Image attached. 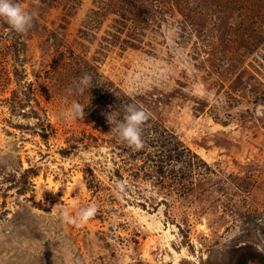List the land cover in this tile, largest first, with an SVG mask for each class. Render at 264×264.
<instances>
[{"label":"rangeland","instance_id":"1","mask_svg":"<svg viewBox=\"0 0 264 264\" xmlns=\"http://www.w3.org/2000/svg\"><path fill=\"white\" fill-rule=\"evenodd\" d=\"M18 1L35 21L20 35L3 32L0 18V264H237L264 248V43L255 27H225L228 53L200 40L205 64L187 45L189 15L187 36L183 24L148 25L119 40L122 0ZM261 8L253 0L244 11ZM84 74L94 86L79 94ZM134 97L197 153L179 163V180L153 164L125 170V157L141 160L121 149L107 114L114 128ZM73 101L84 119L67 116ZM229 102L234 114L223 120ZM144 140L143 155L157 150L152 134ZM92 204L98 213L83 227L59 216Z\"/></svg>","mask_w":264,"mask_h":264},{"label":"trees","instance_id":"2","mask_svg":"<svg viewBox=\"0 0 264 264\" xmlns=\"http://www.w3.org/2000/svg\"><path fill=\"white\" fill-rule=\"evenodd\" d=\"M252 1L253 0H122L121 9L123 10L115 12V15L118 16V18H115V21L119 22L120 26V28L116 30L117 33L115 38L119 40L123 39L121 38V34L124 33L123 30L125 32L139 31L140 34L148 29L149 26L159 30V28L161 29L163 27H172L174 24L177 26L183 24V35L187 36L186 29L189 21L192 19L194 35L191 36V41H189L187 45L195 51L194 54H197L196 58L206 64L208 61L203 59L204 56H202V52L204 46L199 44L200 40H209L210 45L220 44L224 49V53H228L227 46L233 41L231 39L233 36L226 35V30L224 29L227 26L239 24L240 26H244L245 29L247 28V30H250L251 27H255L252 33L256 35L257 42L264 43V8H261L257 14H254L248 9L244 11V7L251 6ZM262 3H264L263 0ZM187 15L191 16V19H187ZM255 15L257 18L261 19L263 26H261V23L257 20L252 19ZM235 19H237V21H234ZM2 26L3 32L7 31L10 27L4 20H2ZM207 26H209L210 30H208ZM244 49L247 51L246 48ZM238 53L240 56L245 55V53L242 52V48L238 50ZM61 54L62 56L75 59L73 55L69 54L67 48L61 49ZM226 65L227 64L224 66V64L216 62V66L214 64L215 70L224 74L229 70H225V68H229V66ZM218 72L217 75L219 76ZM234 83L235 82H233V85ZM129 97L131 96H128V98ZM136 101L138 100L134 97V104L145 108L143 104L140 102L137 103ZM232 105L234 106L235 104L229 102L228 105H220L225 115L223 120L228 116H233L234 110L232 109ZM124 108L125 106L122 105L120 108L121 113H124ZM145 109L147 110V108ZM151 134L159 141V144L157 150L155 149L150 152L149 155H143L144 149L137 153L128 147L126 143L123 145L121 149L125 151V153H135L138 157L136 159L141 160L140 162L135 161L132 163L133 154L125 157V170L131 173L133 172L135 175H140L141 170L146 173L148 165L153 164L155 168L154 171L158 172L160 176L164 177L168 174H174V176H177L176 179L179 180V176H182V166L179 163L183 162L182 159L189 155L190 160L188 163L192 165L197 153L193 152L192 148L187 145L172 128L164 124L153 114L152 119L147 122L143 129V139L150 137ZM142 155L144 156L143 158ZM202 163L207 166L206 160H203ZM118 172L120 173V169H118ZM191 173L192 170H190L189 174ZM153 176L154 174H150V178ZM254 253L255 252L252 250L243 252L240 255L239 264H264V254Z\"/></svg>","mask_w":264,"mask_h":264},{"label":"clouds","instance_id":"3","mask_svg":"<svg viewBox=\"0 0 264 264\" xmlns=\"http://www.w3.org/2000/svg\"><path fill=\"white\" fill-rule=\"evenodd\" d=\"M0 18H2L17 34L23 35L29 32L34 26L35 14L25 9L17 0H0ZM91 74H84L78 81L75 91L83 94L85 90L91 89L94 85ZM69 94L73 92L72 88L67 90ZM85 106L77 101H73L68 109L67 116L75 119H84L86 113ZM123 120L115 124L113 128V119L111 113L107 114V120L112 126L111 130L115 131L118 137L127 144L134 152L141 151L145 148L143 139V129L147 122L152 119V113L142 106L128 104L124 108ZM127 187L126 181L120 180L116 183L118 193H123ZM53 194L57 191L50 189ZM98 206L89 205L80 209L76 215H72L67 209H62L59 213L64 223L71 224L75 227H83L89 220L94 218L98 213ZM258 251L264 252V248Z\"/></svg>","mask_w":264,"mask_h":264},{"label":"flooded vegetation","instance_id":"4","mask_svg":"<svg viewBox=\"0 0 264 264\" xmlns=\"http://www.w3.org/2000/svg\"><path fill=\"white\" fill-rule=\"evenodd\" d=\"M251 249H252V251L255 252V253H261V252H259L257 249H255L254 247H252ZM255 253H254V254H255ZM262 254H263V253H262ZM239 260H240V257H239ZM239 260L237 261V264H239Z\"/></svg>","mask_w":264,"mask_h":264},{"label":"bare ground","instance_id":"5","mask_svg":"<svg viewBox=\"0 0 264 264\" xmlns=\"http://www.w3.org/2000/svg\"><path fill=\"white\" fill-rule=\"evenodd\" d=\"M32 79V78H31ZM248 141V140H247ZM245 146V145H244ZM234 148V147H233ZM202 154V153H201ZM205 158V157H204ZM171 256V255H170Z\"/></svg>","mask_w":264,"mask_h":264}]
</instances>
